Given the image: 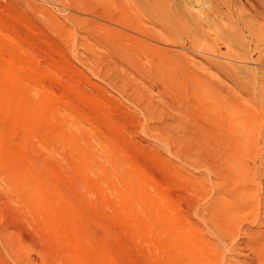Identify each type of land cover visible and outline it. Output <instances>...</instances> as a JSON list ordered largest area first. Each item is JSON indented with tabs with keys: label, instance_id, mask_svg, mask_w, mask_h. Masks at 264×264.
<instances>
[{
	"label": "rangeland",
	"instance_id": "obj_1",
	"mask_svg": "<svg viewBox=\"0 0 264 264\" xmlns=\"http://www.w3.org/2000/svg\"><path fill=\"white\" fill-rule=\"evenodd\" d=\"M189 1L0 0V264H264V9Z\"/></svg>",
	"mask_w": 264,
	"mask_h": 264
},
{
	"label": "bare ground",
	"instance_id": "obj_2",
	"mask_svg": "<svg viewBox=\"0 0 264 264\" xmlns=\"http://www.w3.org/2000/svg\"><path fill=\"white\" fill-rule=\"evenodd\" d=\"M146 0H117V2H118V4L116 3V0H115V3L119 6V10H121V13H122V11H124L123 12V14H127L126 13V11L128 10V13H130V9L131 8H127L128 7V4H131L130 2H133L134 4L135 3H137L136 5L138 6V8L142 5V4H146V2H145ZM149 1V0H148ZM156 1V0H155ZM142 2H144V3H142ZM245 2H249V3H252L253 5H254V11H253V13L251 12L250 14H262V12H263V9L264 8H262L263 6H264V0H235V2H233V0H224L223 1V6H222V4H221V6L222 7H218L219 9H218V11L219 10H221L222 11V9L221 8H223V7H225L226 8V12L228 11H230L231 10V8L232 7H234L235 8V6L234 5H237V6H241V7H244V5H243V3H245ZM149 3V2H148ZM188 3H190L189 4V6L188 7H186V11L188 12V14L191 16V21H192V24L193 25H195L196 27H198L199 29H202V30H204L202 27H206V29L209 31L210 30V28L209 27H211L210 25H212V22H213V15L212 14H214V13H212V14H210V13H206V14H202V15H194L193 14V11L194 10H196V11H199L200 12V10L202 9V6H203V2H201L200 0H190ZM188 3H187V5H188ZM235 3V4H234ZM150 4V3H149ZM157 4V3H156ZM160 4V3H159ZM164 4V3H163ZM246 4V3H245ZM127 5V6H126ZM140 5V6H139ZM144 5H142L141 7H143ZM113 6V5H112ZM131 6H132V4H131ZM130 6V7H131ZM148 6H150V5H148ZM152 6H153V4H152ZM158 6V5H157ZM154 7V6H153ZM149 8V7H148ZM155 8V7H154ZM156 8H158V7H156ZM154 9L155 11H157V9ZM252 8V7H251ZM115 9V8H114ZM140 9V8H139ZM145 9V8H144ZM150 9V8H149ZM249 9V8H248ZM138 10V9H137ZM154 10H152L153 12H154ZM239 10V9H238ZM135 12H136V10H134ZM251 11V10H250ZM114 12V11H113ZM142 12V11H141ZM198 12V13H199ZM209 12H210V10H209ZM225 12V11H224ZM227 12V13H228ZM247 12V11H246ZM145 13H146V11H145ZM156 14H157V12H155ZM155 13H152V14H154V17H155ZM195 13V12H194ZM232 13H233V11H232ZM235 13V12H234ZM120 15V14H119ZM129 16H130V14H128ZM218 15H219V12H218ZM217 15V16H218ZM222 15V14H221ZM221 15H219V16H221ZM233 15V14H232ZM127 16V15H126ZM190 16H189V18H190ZM223 16V15H222ZM122 17V16H121ZM128 17V16H127ZM232 17V16H231ZM231 17H228V18H231ZM139 18V17H138ZM156 18H158L157 17V15H156ZM118 19V18H117ZM117 19H115L116 20V22H117ZM130 19V18H129ZM126 20V19H125ZM132 20V19H131ZM229 20V19H228ZM120 22H122V21H120ZM124 22H127V20L126 21H124ZM129 22V21H128ZM127 22V25L129 24ZM157 22V21H156ZM243 20H241V19H237L236 20V23L238 24V23H242L243 24ZM222 23V22H221ZM114 24V23H113ZM123 24V23H122ZM235 24V23H234ZM131 26H133V24L131 25ZM213 26V25H212ZM131 28V27H130ZM202 30H200L201 31V33L202 34H205L206 33V31L205 32H203ZM215 34V33H214ZM220 35V34H219ZM220 37V36H219ZM228 42V41H227ZM114 45V44H113ZM242 45V44H241ZM198 46V45H197ZM196 46V47H197ZM118 49V48H117ZM201 49V48H200ZM119 50V49H118ZM199 50V49H198ZM115 52V51H114ZM117 52V51H116ZM232 53V52H231ZM229 55V54H228ZM117 57V56H116ZM207 58V57H206ZM234 59V58H233ZM232 59V60H233ZM138 61V60H137ZM234 61V60H233ZM239 61V60H238ZM134 63V62H133ZM139 64V63H138ZM140 65V64H139ZM138 65V66H139ZM130 66H132V64L130 65ZM136 66H137V64H136ZM140 67V66H139ZM137 68V67H136ZM139 69V68H138ZM134 70H136V69H134ZM142 70V69H141ZM138 72V71H137ZM136 72V73H137ZM140 72V71H139ZM145 72V71H144ZM143 72V73H144ZM141 73V72H140ZM167 73V72H166ZM143 75V74H142ZM164 75V74H163ZM165 76V75H164ZM233 76V75H232ZM231 76V77H232ZM235 76V75H234ZM188 111V110H187ZM227 113H226V115H225V117H223V116H218V120L215 122V124H216V127H215V125H213V123H212V126H214L213 128H216V130H215V133L214 134H217L216 132H219L220 134H217V135H214V136H218L219 135V137L221 136V135H223V134H225V135H228V133L229 132H231V130H233L231 127H230V125H231V123L232 122H234V124H235V126H236V131L238 130H240V129H243V127H244V129H245V127H248V126H245L246 125V123L243 121V120H241V119H239L240 118V115H237V114H235L234 112H228V111H226ZM214 122V120H211V122ZM210 125H211V123H210ZM212 126H211V128L210 129H212L211 131L212 132H214V130H213V128H212ZM251 128V127H250ZM248 129V128H247ZM210 131V132H211ZM234 131V130H233ZM236 131H234L232 134H234ZM244 131V130H243ZM242 131V132H243ZM247 131V130H246ZM241 132V133H242ZM222 133V134H221ZM237 133V132H236ZM238 133H240V132H238ZM240 133V134H241ZM213 134V133H212ZM248 135H249V133H247ZM243 135V134H242ZM193 137V136H192ZM235 137V136H234ZM238 137H241L240 135H238ZM226 139L228 138V137H225ZM224 137H222L221 139H225ZM231 138V137H230ZM229 138V140H231ZM236 138H237V136H236ZM219 139V138H218ZM225 139V140H226ZM234 140H235V138H234ZM236 140H238V142H239V138L238 139H236ZM228 141V140H227ZM194 142V141H193ZM224 142V141H223ZM229 142V141H228ZM235 143L237 142V141H234ZM237 142V143H238ZM243 143L244 145H245V142L242 140V137L240 138V142L239 143ZM230 143V142H229ZM235 143H233V145L232 146H234L236 149H239V147L241 148V146H243L242 145V143H241V145H239V143L236 145V146H239L238 148L234 145ZM225 144H226V141L224 142V145L223 146H225ZM222 145V144H221ZM220 148V147H219ZM228 148V147H227ZM244 151H245V149H244ZM243 153V152H242ZM259 153V152H258ZM197 154V153H196ZM244 154H245V152H244ZM201 155V154H200ZM217 155V154H216ZM241 157V156H240ZM192 158V157H191ZM235 159V158H234ZM234 159L232 160V162H234V164H235V166L232 168V172L230 171L231 169H229V173L227 174L226 173V175L225 176H227L228 175V178H232L233 180V183H234V181H235V183H236V185H239L240 187L236 190V188H237V186L234 188L236 191H234L235 193L233 194L234 195V197L231 199V201L229 200V204L228 205H226V206H228L229 207V209H232L233 207L236 209V210H238V206H242V205H239V203H237V202H240V203H242V200L244 199V197H246V195H249V192L252 190H250V188H248V185L250 186V179L249 178H246V176H248L249 177V175H247V173H246V167L244 168V166H245V162H241L240 160H239V162H235L234 161ZM213 160V159H212ZM236 160H237V158H236ZM249 160V159H248ZM185 161V160H184ZM206 161V160H205ZM209 161V160H208ZM242 163V164H241ZM244 164V165H243ZM250 170V169H249ZM223 171V170H222ZM223 173L225 174V172L223 171ZM222 173V174H223ZM223 174V175H224ZM229 175L231 176V177H229ZM224 176V177H225ZM229 183V182H228ZM235 185V184H234ZM229 186V185H228ZM233 189V190H234ZM264 190V189H263ZM225 193V192H224ZM233 193V192H232ZM251 193V192H250ZM228 196V195H227ZM251 196V195H250ZM249 196V197H250ZM222 198V197H221ZM251 198V197H250ZM248 200H249V198H248ZM255 200V199H254ZM244 203V202H243ZM242 203V204H243ZM233 204H238V206H233ZM245 204V203H244ZM259 204V203H258ZM263 204V203H262ZM221 205V204H220ZM246 205V204H245ZM222 206V205H221ZM225 206V207H226ZM233 206V207H232ZM218 207H219V205H218ZM236 207H238V208H236ZM233 208V209H234ZM240 208H242V207H240ZM243 208H245V206L243 207ZM226 209H227V207H226ZM229 209H227L228 211H229ZM234 209V210H235ZM216 211V210H215ZM220 211V210H219ZM231 211V210H230ZM229 211V212H230ZM228 212V213H229ZM216 213V212H215ZM226 213V212H225ZM227 215V214H226ZM236 218V217H235ZM225 219V218H224ZM223 220V219H222ZM231 221H229V223H230ZM228 223V222H227ZM222 224H223V222H222ZM228 227H229V225H228ZM263 227V226H262ZM230 228V227H229ZM224 230V229H223ZM216 231H218V230H216ZM220 232H221V230H220ZM214 234V233H213ZM261 237V236H260ZM262 238H264L263 237V235H262ZM262 240V239H261ZM261 240H260V242L258 243V244H260L261 243ZM259 241V240H258ZM263 242H264V240H263ZM263 244V243H262ZM260 247V246H259ZM264 247V246H263ZM262 248V247H261ZM260 248V250H259V248H257L258 250L257 251H262V252H264V248H263V250ZM256 251V252H257Z\"/></svg>",
	"mask_w": 264,
	"mask_h": 264
}]
</instances>
